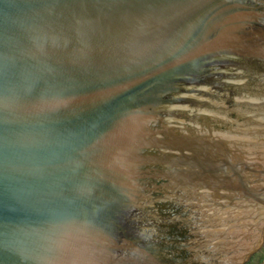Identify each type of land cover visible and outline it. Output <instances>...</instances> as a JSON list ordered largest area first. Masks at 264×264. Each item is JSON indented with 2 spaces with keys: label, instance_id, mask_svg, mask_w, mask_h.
Masks as SVG:
<instances>
[{
  "label": "water",
  "instance_id": "obj_1",
  "mask_svg": "<svg viewBox=\"0 0 264 264\" xmlns=\"http://www.w3.org/2000/svg\"><path fill=\"white\" fill-rule=\"evenodd\" d=\"M263 249L264 0H0V264Z\"/></svg>",
  "mask_w": 264,
  "mask_h": 264
},
{
  "label": "trees",
  "instance_id": "obj_2",
  "mask_svg": "<svg viewBox=\"0 0 264 264\" xmlns=\"http://www.w3.org/2000/svg\"><path fill=\"white\" fill-rule=\"evenodd\" d=\"M254 263L264 264V249L262 250V252H260L255 257H253V259L249 264H254Z\"/></svg>",
  "mask_w": 264,
  "mask_h": 264
},
{
  "label": "flooded vegetation",
  "instance_id": "obj_3",
  "mask_svg": "<svg viewBox=\"0 0 264 264\" xmlns=\"http://www.w3.org/2000/svg\"><path fill=\"white\" fill-rule=\"evenodd\" d=\"M252 259H253V258H252ZM252 259H251V260H252ZM250 262H251V261H250ZM250 262H249V263H250ZM249 263H248V264H249ZM254 264H257V263H254Z\"/></svg>",
  "mask_w": 264,
  "mask_h": 264
}]
</instances>
